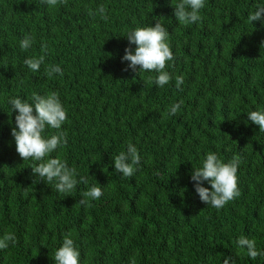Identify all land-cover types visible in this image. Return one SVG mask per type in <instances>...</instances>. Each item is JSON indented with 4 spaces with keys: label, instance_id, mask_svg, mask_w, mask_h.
<instances>
[{
    "label": "trees",
    "instance_id": "obj_1",
    "mask_svg": "<svg viewBox=\"0 0 264 264\" xmlns=\"http://www.w3.org/2000/svg\"><path fill=\"white\" fill-rule=\"evenodd\" d=\"M178 2L67 0L50 8L41 0H0V238L17 237L0 250V264H55L68 233L81 264H223L226 256L264 264L236 243L245 236L264 251V131L247 116L264 109V24L248 21L264 0H205L201 20L187 26L173 15ZM157 19L175 56L164 87L155 84L157 73L124 71L122 61L128 32ZM26 34L35 40L24 51ZM42 44L45 63L33 73L23 61L44 54ZM54 64L62 76L46 74ZM53 91L67 109L68 143L50 155L88 180L70 194L57 193L55 182L33 183L38 162L23 161L11 136L17 113L9 99ZM129 143L141 165L126 178L113 158ZM209 151L225 162L241 158V195L219 210L201 201L190 178ZM97 184L103 195L81 205L82 193Z\"/></svg>",
    "mask_w": 264,
    "mask_h": 264
},
{
    "label": "clouds",
    "instance_id": "obj_2",
    "mask_svg": "<svg viewBox=\"0 0 264 264\" xmlns=\"http://www.w3.org/2000/svg\"><path fill=\"white\" fill-rule=\"evenodd\" d=\"M66 4L67 0H41V4L48 7H55L58 4ZM173 15L179 24L187 26L195 24L201 20L200 11L205 7V0H179L174 6ZM97 12L104 21L108 20L106 9L101 5ZM89 16L93 12L89 10ZM163 17V16H161ZM248 21H261L264 24V6L257 8L248 15ZM126 38L129 47L125 48V55L122 61H127L124 71L132 70L133 73L155 72V84L164 87L172 79L173 75L166 69L169 62L175 60L174 53L169 43V31L157 19L155 25L136 27L128 32ZM35 40L34 35L26 34L20 40L21 50H28ZM135 45V50L131 48ZM264 41L261 42V47ZM41 51L44 53L39 56L26 58L23 63L27 68L36 73L41 65L45 63L47 45L42 44ZM46 74L51 77L53 74L63 75L60 65L54 64L46 67ZM151 79V77L149 78ZM184 84L182 75L175 76V86L180 89ZM12 112L15 115V127L11 129V136L14 138L16 152L23 161L33 160L36 163L31 166L32 173L37 180H43L47 184L55 182V190L59 194H70L80 183L87 184L86 177L79 176L75 167H69L66 160L60 157H52L50 154L58 148L67 145V132L62 130V125L68 119L67 109L63 106L57 92H49L46 95L33 93L29 100L19 97L9 99ZM183 101L172 104L168 108V115H175L181 108ZM248 120L259 126L260 131H264V109L253 110L247 114ZM48 129L56 130L54 134L47 135ZM114 170L121 173L124 177H133L141 165V158L137 147L129 143L126 151H120L114 158ZM241 158L234 155L227 162L220 159L218 154L209 151L202 161V166L194 168L191 173V181L194 182V189L201 201L207 206L222 209L228 202L233 201L241 195L239 188V166ZM79 177V179L77 178ZM207 181L209 187H204L203 182ZM103 195L101 185H92L87 191L82 193L81 205H88L90 200H98ZM17 242L14 233H6L0 238V250L7 249L11 244ZM237 246L247 249V255L252 260L258 256L264 257V251L258 250L256 241L241 236L237 241ZM52 258L55 264H81V251L76 246L72 234L68 233L63 237L61 246L55 251ZM131 264H135L134 258ZM223 264H235L231 256H226Z\"/></svg>",
    "mask_w": 264,
    "mask_h": 264
}]
</instances>
